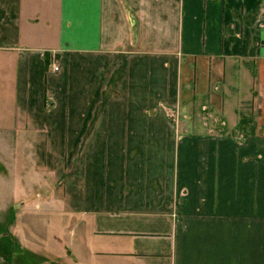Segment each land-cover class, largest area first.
<instances>
[{
    "label": "crops",
    "instance_id": "obj_1",
    "mask_svg": "<svg viewBox=\"0 0 264 264\" xmlns=\"http://www.w3.org/2000/svg\"><path fill=\"white\" fill-rule=\"evenodd\" d=\"M0 132L22 251L264 264V0H0Z\"/></svg>",
    "mask_w": 264,
    "mask_h": 264
},
{
    "label": "rangeland",
    "instance_id": "obj_2",
    "mask_svg": "<svg viewBox=\"0 0 264 264\" xmlns=\"http://www.w3.org/2000/svg\"><path fill=\"white\" fill-rule=\"evenodd\" d=\"M14 151V145H0V258L3 260L5 257L8 264H62L52 255L46 254L48 250L44 246L47 245L45 241L48 233L45 226L38 224L32 230L29 220L33 216L30 212L19 213L20 204L27 195L20 194V189L17 188L19 180L15 177V172L19 165L14 160ZM16 221L26 224L28 236L37 233L35 238L43 240V249L30 250L29 248L22 251L21 244L15 237ZM2 260L0 264H3Z\"/></svg>",
    "mask_w": 264,
    "mask_h": 264
},
{
    "label": "built area",
    "instance_id": "obj_3",
    "mask_svg": "<svg viewBox=\"0 0 264 264\" xmlns=\"http://www.w3.org/2000/svg\"><path fill=\"white\" fill-rule=\"evenodd\" d=\"M59 69H60L59 66H57V65H54V66H53V71H54V72L59 71Z\"/></svg>",
    "mask_w": 264,
    "mask_h": 264
}]
</instances>
